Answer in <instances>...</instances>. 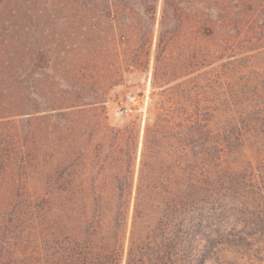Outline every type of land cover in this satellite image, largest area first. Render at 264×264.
<instances>
[{
	"label": "trees",
	"instance_id": "trees-1",
	"mask_svg": "<svg viewBox=\"0 0 264 264\" xmlns=\"http://www.w3.org/2000/svg\"><path fill=\"white\" fill-rule=\"evenodd\" d=\"M90 1L104 10V24L89 22ZM77 2L74 61L86 70L95 55L108 56L114 85L123 71L147 69L154 37L153 80L161 66L170 69L173 43L187 33L202 38L206 65H213L245 0ZM43 55L27 68L42 72ZM58 105L49 110L61 115L66 108ZM186 106L159 98L143 126L136 171V119L115 127L104 117L86 139L34 152L27 129L6 139L8 123L17 120L0 116V264H222L223 249L264 243V231L218 226L220 164L231 136L223 130L217 140L210 118L201 124L179 116ZM37 109L27 104V114Z\"/></svg>",
	"mask_w": 264,
	"mask_h": 264
},
{
	"label": "rangeland",
	"instance_id": "rangeland-1",
	"mask_svg": "<svg viewBox=\"0 0 264 264\" xmlns=\"http://www.w3.org/2000/svg\"><path fill=\"white\" fill-rule=\"evenodd\" d=\"M78 5L77 0H0V116L17 120L8 123L6 139L15 132L22 137L27 129V144L38 152L50 144L86 139L104 117L115 127L136 119L141 129L136 171L143 126L152 118L153 106L159 98L184 102L179 116L201 124L210 118L216 139L223 130L231 136L220 164L224 180L218 226L264 231L258 216L264 214V0H245L213 65H206L202 38L187 33L173 43L170 69L161 66L160 78L153 80L154 37L147 69L123 71L114 85L109 84L108 56L98 61L95 55L86 70L74 61ZM101 8L96 1L87 5L84 12L91 24L106 22L99 18ZM40 51L47 65L39 73L27 63ZM27 104L38 111L27 114ZM50 104L65 106V112L49 110ZM120 107L125 108L122 115ZM221 254L222 264H264V243L232 246Z\"/></svg>",
	"mask_w": 264,
	"mask_h": 264
},
{
	"label": "built area",
	"instance_id": "built-area-1",
	"mask_svg": "<svg viewBox=\"0 0 264 264\" xmlns=\"http://www.w3.org/2000/svg\"><path fill=\"white\" fill-rule=\"evenodd\" d=\"M128 98L131 99L130 96H128ZM124 112H125V108H124V107H120V108L118 109V114H119V115H122Z\"/></svg>",
	"mask_w": 264,
	"mask_h": 264
}]
</instances>
